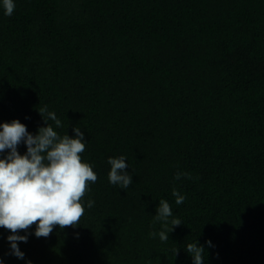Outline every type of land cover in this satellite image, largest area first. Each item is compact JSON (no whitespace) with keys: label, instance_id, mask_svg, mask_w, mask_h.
Returning <instances> with one entry per match:
<instances>
[{"label":"trees","instance_id":"trees-1","mask_svg":"<svg viewBox=\"0 0 264 264\" xmlns=\"http://www.w3.org/2000/svg\"><path fill=\"white\" fill-rule=\"evenodd\" d=\"M43 105L58 132L82 128L97 177L75 228L28 226L34 264H193L183 245L205 237L202 264H264V0H15L0 9V120L35 132ZM120 153L127 189L107 179ZM161 197L181 220L166 240L148 235ZM8 231L0 257L24 264Z\"/></svg>","mask_w":264,"mask_h":264},{"label":"clouds","instance_id":"clouds-1","mask_svg":"<svg viewBox=\"0 0 264 264\" xmlns=\"http://www.w3.org/2000/svg\"><path fill=\"white\" fill-rule=\"evenodd\" d=\"M14 7L15 0H0L4 15H10ZM37 110L45 123L37 126L35 132L28 130L17 117L0 120V226L9 230L4 236L8 241L5 254L23 258L24 264H34L32 259L25 257L18 243L27 241L28 226L35 222L31 235L37 237L47 236L54 224L61 228L65 225L75 228L84 209L94 204L91 197H81L89 182L97 177L94 161L81 156L87 142L82 128L75 123L72 135L67 131L60 133L57 128L61 126V120L55 110L47 105ZM21 142L26 146L22 152L17 148ZM106 161L109 165L108 182L127 189L132 182V172L128 170V163L126 167L125 155H108ZM181 175L190 173L179 170L173 173L174 178ZM172 194L176 204L184 199V194L175 187ZM155 209L154 219L166 223L155 232L149 230L148 235L166 240L172 226L181 220L172 215L170 203L163 197L159 198ZM205 245L211 248L214 242L205 237L203 244L195 238L183 245L193 264H202ZM172 251L175 255L177 248ZM0 264H6L2 257Z\"/></svg>","mask_w":264,"mask_h":264}]
</instances>
